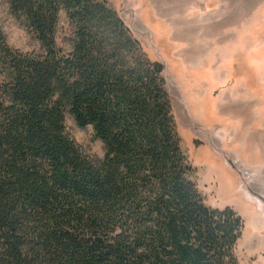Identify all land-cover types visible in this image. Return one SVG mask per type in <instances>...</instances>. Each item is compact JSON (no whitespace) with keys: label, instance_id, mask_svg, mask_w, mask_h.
<instances>
[{"label":"trees","instance_id":"1","mask_svg":"<svg viewBox=\"0 0 264 264\" xmlns=\"http://www.w3.org/2000/svg\"><path fill=\"white\" fill-rule=\"evenodd\" d=\"M9 7L41 49L15 50L0 31V264H241L243 218L205 204L164 65L107 1ZM67 115L93 128L103 159Z\"/></svg>","mask_w":264,"mask_h":264},{"label":"rangeland","instance_id":"2","mask_svg":"<svg viewBox=\"0 0 264 264\" xmlns=\"http://www.w3.org/2000/svg\"><path fill=\"white\" fill-rule=\"evenodd\" d=\"M106 1L147 56L164 65L181 148L193 166L205 204L221 210L229 207L243 218L239 261L264 264V0H232L244 19L228 22L217 14L232 7L229 0ZM9 2L0 0V31L13 49L39 52L38 39L23 19L12 15ZM255 25L257 36L251 32ZM223 26L230 38L239 31V49L235 47L239 42L229 48L232 51L217 46ZM69 30L62 13L59 47L69 49L65 41ZM232 57L234 77L245 76L254 87L257 76L261 91L230 81L227 65ZM242 59L252 62L255 74L239 65ZM65 123L83 152L92 159L104 158V144L92 127H78L71 115Z\"/></svg>","mask_w":264,"mask_h":264},{"label":"crops","instance_id":"3","mask_svg":"<svg viewBox=\"0 0 264 264\" xmlns=\"http://www.w3.org/2000/svg\"><path fill=\"white\" fill-rule=\"evenodd\" d=\"M230 1V3L232 4V5H230V6H232L230 9H228V10H226V11H221V12H219L218 14H217V16H218V18L219 17H221L222 18V21H227L228 22V20H234V21H238V20H242V19H244V16H243V13L241 12V10H240V7L238 6V5H233V1L232 0H229ZM235 1H237V0H235ZM205 4L208 6V4H207V1L205 2ZM218 4V7L219 8H221L222 6H220V5H222V4H219V2L217 3ZM218 8V9H219ZM223 8V7H222ZM223 10V9H222ZM225 26H226V24H225ZM255 28H253V30H251V32L255 35V36H257L258 35V32H257V26L255 25L254 26ZM222 28H223V32L221 31V33L222 34H220V36L218 37V39H217V46H225L226 47V49L225 50H227V51H229V50H231L232 51V49H229L231 46H234V43L236 44V43H238L237 45L238 46H236L235 45V47H236V49H239V45H240V43H241V39H240V36H238V34L237 33H239V31L237 32V31H233L234 33H233V35H234V37L232 38H230L229 37V35H228V33H226V28L223 26V27H221V28H219V30L221 29L222 30ZM220 33V32H219ZM251 33V34H252ZM215 46V45H214ZM228 48V49H227ZM223 49V48H222ZM237 55H240V53H239V51H238V53H237ZM241 57H243V55H240ZM242 62H239L240 64L239 65H243L247 70L248 69H250V70H252V68L251 67H253V64H252V62H249V60L248 61H246V60H241ZM227 67H228V69L230 70V72H229V77H230V81H233V82H235V81H238L239 83H243V84H245V86H247V87H249V89H253L254 91L257 89H259V91H261V87H260V83H258L259 81H257V76H255L254 77V81H255V85H254V87H253V85H251L250 84V82L248 81V79L249 78H247V77H245V76H242V75H240V77H234V72H233V70H234V68L236 67V61H235V58L234 57H232L231 58V61H230V64H228L227 65ZM243 67V68H244ZM249 71V70H248ZM252 72H253V74H255V71L254 70H252ZM257 74H258V72H257ZM259 75V74H258ZM234 77V78H233Z\"/></svg>","mask_w":264,"mask_h":264},{"label":"bare ground","instance_id":"4","mask_svg":"<svg viewBox=\"0 0 264 264\" xmlns=\"http://www.w3.org/2000/svg\"><path fill=\"white\" fill-rule=\"evenodd\" d=\"M246 116V115H245Z\"/></svg>","mask_w":264,"mask_h":264}]
</instances>
